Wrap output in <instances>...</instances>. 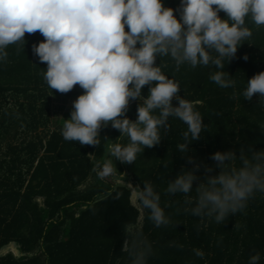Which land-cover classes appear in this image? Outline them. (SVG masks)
Returning <instances> with one entry per match:
<instances>
[{
  "label": "trees",
  "instance_id": "1",
  "mask_svg": "<svg viewBox=\"0 0 264 264\" xmlns=\"http://www.w3.org/2000/svg\"><path fill=\"white\" fill-rule=\"evenodd\" d=\"M178 4L179 0H165L166 7L175 9ZM220 16L226 18L223 12ZM248 26L253 36L225 67L235 80L232 88L222 89L212 82V68L184 65L177 70L168 58L162 61L164 73L179 81L178 95L203 101L196 108L208 128L187 153L201 164L214 166L210 157L217 151L232 150L239 156L240 149L249 146L264 150V133L258 126L264 123V103L259 104L258 94L251 101L240 95L247 80L264 71V27L251 22ZM24 39L25 46L7 47V61L0 64V251L15 244L21 254L7 253L0 264H125L122 250L128 222L152 242L150 264H247L255 252L261 253L264 264V195L256 194L243 213L216 224L186 212L182 196L164 193L167 181L174 180L182 168L192 167L176 151L186 130L181 121L171 119L169 130L161 131L160 144L145 148L133 164L117 161V170L126 173L125 183L142 188L143 181L153 182L171 225L155 228L147 214L131 203L127 186L117 185L112 177L97 178L93 168L103 163L109 140L115 141L120 133L109 125L100 132L99 146H82L64 140L63 127L50 132L53 98L77 99L83 90L76 85L60 93L48 87L43 79L47 65L32 52V45L44 37L37 31L25 33ZM143 91L146 95L148 87ZM136 108L133 101L127 112L133 121ZM120 142L127 143L128 138ZM197 175L202 177L203 169ZM198 183L194 182V189ZM105 191L113 195L98 200ZM194 249L203 251V259L194 255Z\"/></svg>",
  "mask_w": 264,
  "mask_h": 264
},
{
  "label": "clouds",
  "instance_id": "2",
  "mask_svg": "<svg viewBox=\"0 0 264 264\" xmlns=\"http://www.w3.org/2000/svg\"><path fill=\"white\" fill-rule=\"evenodd\" d=\"M249 22L264 27V0H179L175 9L166 7L165 0H0V64L7 61L9 45L25 46V33L38 31L44 37L32 45V52L47 65L43 79L48 87L60 93L76 85L83 90L72 104L70 118L63 119L64 140L99 146L102 128L118 130L115 141L103 138L111 141L108 157L93 172L101 180L112 177L125 184L131 203L155 228L172 224L161 206V193L152 181H143L142 188L125 183L114 161L133 164L145 148L160 144L161 131L169 130L171 119L181 121L186 130L176 151L192 167L167 181L164 193L182 196L185 211L193 217L221 224L243 213L256 194L264 195V150L249 146L241 148L239 156L232 150L217 151L210 157L214 166L188 156L189 145L208 128L196 108L203 101L178 95L179 81L164 73L162 61L168 58L177 70L184 65L212 68L209 79L222 89L232 88L235 80L225 67L253 36ZM257 94L259 104L264 103V71L247 80L240 92L249 101ZM133 101L135 121L127 117ZM258 126L264 133V123ZM124 137L127 143L120 142ZM201 169L202 177L197 175ZM112 195L105 191L97 199ZM115 196L120 198L119 193ZM124 232L125 264H150L152 242L132 222L124 225ZM193 251L203 259V251ZM261 261V253L255 252L247 264Z\"/></svg>",
  "mask_w": 264,
  "mask_h": 264
},
{
  "label": "rangeland",
  "instance_id": "3",
  "mask_svg": "<svg viewBox=\"0 0 264 264\" xmlns=\"http://www.w3.org/2000/svg\"><path fill=\"white\" fill-rule=\"evenodd\" d=\"M76 99H65L63 97H54L51 105V123L49 125V131L55 132L62 129L64 120L70 118V112L72 110V104ZM108 157V152L106 158ZM116 168L118 169V162L114 161ZM126 175V173L124 174ZM87 184H92L93 180L89 179ZM117 185L126 186L125 184L117 183ZM133 185V184H132ZM7 253H13L15 257H20L21 254L18 251V247L15 244H10L4 247L0 251V257L6 255Z\"/></svg>",
  "mask_w": 264,
  "mask_h": 264
},
{
  "label": "water",
  "instance_id": "4",
  "mask_svg": "<svg viewBox=\"0 0 264 264\" xmlns=\"http://www.w3.org/2000/svg\"><path fill=\"white\" fill-rule=\"evenodd\" d=\"M129 183H131V182H129ZM132 184V183H131ZM19 251V250H18ZM20 253V252H19Z\"/></svg>",
  "mask_w": 264,
  "mask_h": 264
}]
</instances>
